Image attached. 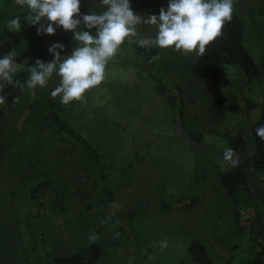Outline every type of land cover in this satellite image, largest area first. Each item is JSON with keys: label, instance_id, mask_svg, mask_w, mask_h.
Returning <instances> with one entry per match:
<instances>
[{"label": "rangeland", "instance_id": "1", "mask_svg": "<svg viewBox=\"0 0 264 264\" xmlns=\"http://www.w3.org/2000/svg\"><path fill=\"white\" fill-rule=\"evenodd\" d=\"M80 4L99 14L100 0H80ZM169 0H130L134 14L145 19L167 10ZM234 12L244 25L245 46L255 60L259 76L250 87L237 89L244 107L241 114L227 113L215 106L218 93L204 70L202 57L159 49V74L173 86V95L184 104L188 126L202 135L206 144L225 147L224 134L235 129L242 115L255 119L257 109L246 110V101L264 102V0H236ZM28 9L14 0H0V58L16 51L20 70L30 61L32 47L42 62L54 58L48 49L53 43L64 45L62 57L76 46L72 32L61 27L54 35L38 34V25L23 19ZM21 17V30L9 31L11 19ZM41 23L47 25L44 20ZM137 36L154 39L157 28L141 22ZM34 58V64L35 60ZM19 70V71H20ZM16 74V73H15ZM14 74V75H15ZM4 81H0L2 85ZM55 73L44 87L25 88L19 102L6 109L1 128L3 158L0 162V264H30L31 255L23 243L21 223L27 213L39 214L49 229L47 250L60 254L74 251L85 242L103 245L97 264H174L179 249L188 240L203 243L215 264H239L250 244L240 238L234 224V203L218 180V163L204 162L198 178L200 202H177L193 169L188 149L182 145L151 148L126 174L112 179L110 202L101 200V186L85 155L70 138L58 134L49 122L48 111L56 110L62 120L93 145L107 165H121L133 139L145 141L172 136L173 113L159 89L136 69L114 66L105 69V79L86 92L83 102L63 105L52 91L59 85ZM41 179L50 182L27 211L30 187ZM65 196L55 204L58 194ZM250 209L242 211L246 222ZM117 233L120 235L117 237ZM97 235L96 241L89 240ZM167 241L161 250L159 242ZM181 252V251H180Z\"/></svg>", "mask_w": 264, "mask_h": 264}, {"label": "trees", "instance_id": "2", "mask_svg": "<svg viewBox=\"0 0 264 264\" xmlns=\"http://www.w3.org/2000/svg\"><path fill=\"white\" fill-rule=\"evenodd\" d=\"M236 0H233V6ZM81 5V4H80ZM90 11L84 5L80 6V17L89 14ZM83 27V25H81ZM95 35V29L91 30ZM244 25L240 17L232 12V19L226 22L222 34L211 43L202 56L204 70L209 81L215 89L227 90L228 98L224 99L217 93L214 104L220 110L227 113L241 114L244 107L239 101L237 89L248 88L259 76L258 66L245 46ZM159 56L155 47H140L139 44H124L111 59L106 68L114 66H129L136 69L139 74L145 75L162 94L165 103L169 105L173 113L175 132L172 136L160 139L138 141L133 139L132 147L125 156L121 165H107L98 150L86 141L79 133L60 118L56 110L50 104L48 111L49 122L58 134L70 138L85 155L86 163L94 171L101 186V200L110 202L113 198L112 179L127 173L134 163L145 157V154L154 147L161 145L178 144L186 147L191 154L193 169L186 179L184 191L176 198L177 202L189 201L191 207H197L200 202L198 178L203 175L204 162L216 161L219 165L218 180L222 189L234 203V224L236 233L240 238L247 237L250 248L246 258L239 264H264V140L256 135V129L264 125V102L260 105L246 101V110L257 109L258 116L242 115L235 129L224 134L225 147L206 144L202 135L191 129L185 120L184 104L182 99L178 102L173 95V86L169 84L163 74H159V58L152 60L153 56ZM37 57L36 47H32L30 61L14 76V81H20L21 85L29 78L28 68L34 66V58ZM0 96L5 97V103L0 105V162L3 158V145L1 141V128L4 114L7 108L14 105L15 97H20L23 88L14 87L4 82ZM234 152L235 166L232 161L224 159L227 149ZM50 182L41 179L32 185L27 195V211L37 201V196L48 188ZM65 196V192L58 194L55 204L61 205L59 200ZM250 209L246 222L242 223V211ZM23 243L26 252L31 255L30 264H97L103 254V245L98 242H85L74 251L60 254L48 251L50 241L49 229L44 219L39 214L27 213L21 223ZM184 249H179V254L174 264H215L206 246L191 239L185 243ZM181 251V252H180Z\"/></svg>", "mask_w": 264, "mask_h": 264}, {"label": "clouds", "instance_id": "3", "mask_svg": "<svg viewBox=\"0 0 264 264\" xmlns=\"http://www.w3.org/2000/svg\"><path fill=\"white\" fill-rule=\"evenodd\" d=\"M104 10L97 14L92 11L80 17V0H14V4L28 9L23 17L31 25H38V34L54 35L56 28L74 34L76 46L71 54L62 57L64 45L53 43L48 51L53 56L51 62L35 60L28 68L29 78L21 85L13 76L20 70V64L14 59L16 51L0 58V81L14 87H27L32 90L44 87L55 73L60 77L59 85L52 91L53 97H60L63 105L73 101L83 102L86 92L100 85L105 79L108 62L115 57L126 39L137 36L136 26L141 22L154 25L157 34L154 39L142 38L137 41L140 47L155 46L159 49H172L184 55L204 56L206 48L222 34L226 22H230L233 12V0H169L167 10L161 8L159 16L151 15L145 19L134 14L130 0H100ZM46 20L48 23H41ZM83 25V27H81ZM9 31L21 30V17L8 23ZM95 29V35L91 30ZM132 41L129 39V43ZM158 55L153 56L155 61ZM3 85H0L2 90ZM19 102V97L14 98ZM5 97L0 96V105ZM256 135L264 140V125L256 129ZM234 152L227 149L224 159L232 161ZM117 237L120 235L116 234ZM97 235L89 240L96 241ZM166 240L159 242L161 250L167 248Z\"/></svg>", "mask_w": 264, "mask_h": 264}]
</instances>
